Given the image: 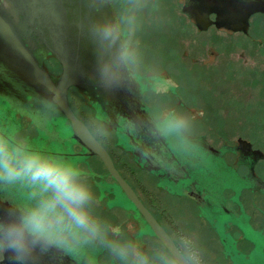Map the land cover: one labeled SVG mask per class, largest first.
Segmentation results:
<instances>
[{
	"label": "flooded vegetation",
	"instance_id": "obj_1",
	"mask_svg": "<svg viewBox=\"0 0 264 264\" xmlns=\"http://www.w3.org/2000/svg\"><path fill=\"white\" fill-rule=\"evenodd\" d=\"M48 1L0 0V14L12 25L37 65L55 83L61 72V65L54 54L56 43L54 33L57 26L47 13L49 10H59V7L58 0ZM59 1L64 14L61 51L76 70L82 73L80 84L67 88V103L74 115L104 148L117 174L171 239L187 263L195 264L189 258V254L192 253L188 235L178 231L176 224L160 207L158 196L160 191L192 202L199 212L203 210L205 213H211L217 218L216 221L220 217L219 222L224 223L223 228L233 227L240 233L241 237H236L237 243L245 241L250 245L248 252L256 250L257 246L245 238L238 224L234 223L235 220L231 218L223 220L221 213L224 212L223 202L230 203L229 200H232L230 204L237 211L241 209L246 224L253 233L258 232L264 239V226L256 224L259 221L246 212L239 198L240 192L246 190L252 195L259 194L264 202V175L256 171V165L260 160H264V152L239 135L235 137L233 143L221 139L218 146H213L205 134L192 135L183 129L182 120L172 108H168L163 117H156L145 99V94L158 93L160 87L167 83L165 80L167 76L158 71L139 70L130 64L125 40L127 31L119 28L118 17L113 11L111 0ZM232 1L233 13L219 15L216 24L212 22L215 14L208 12L205 0H167V7L172 8L174 12L178 10L184 17L185 24L200 32L213 28L245 37L248 30L252 29L253 23H256L255 19H263L264 23V0L256 6L252 2V7L257 10L249 12L245 19L243 11L249 7L245 8L246 4L242 3L246 1ZM249 2L248 0V4ZM259 25L260 23H257L256 30ZM105 26L111 27L115 40H101L100 32ZM246 41L254 51L255 49L260 51L257 54L263 56L264 60V31L261 39L250 37L246 38ZM53 60L59 69L52 68ZM69 88L78 90L85 99L92 110L91 118H87L85 113L74 111L68 94ZM169 89L176 95L171 86ZM13 102L16 106L13 107V115L20 126L12 133L14 138H11ZM54 115L61 114L51 99L44 98L23 85L0 64V140L24 148L22 144L32 140L34 128H39L44 137L42 136L43 144L40 150L36 152L72 163L81 170L79 178L86 179V185L92 194V207H87V210L90 211L88 213L96 229L95 233L69 235L62 246L45 247L38 244L30 246L24 253L5 248L0 250V264H124L125 259L131 263L139 261V256L145 258L153 256L159 251V247L166 251L109 176L101 160L96 155L87 153L73 139L69 122L61 115L69 128L67 134H60V130H56L53 123L47 130L46 121H53ZM96 121L101 123L104 130H109L111 140L95 127ZM50 143H55L58 149H48ZM225 152L234 156L233 165L225 161ZM126 158L134 163L136 169L146 172L153 178L152 191L140 184L135 177L137 172ZM95 160L104 168L103 174L97 171ZM208 161L211 165L207 164ZM241 166L244 169L242 172L239 170ZM229 170L236 171L238 177L234 192L222 187L223 177ZM124 171L136 179V188L127 182ZM105 178L108 182H105ZM111 184L131 205L130 209L126 210L123 206V198L121 203L111 199L113 195L109 187ZM9 186L11 197L0 188V239L7 226L17 220L34 202V189L25 182L16 181L9 183ZM225 192H229L228 196H225ZM251 205L263 225L264 209L256 206L254 201ZM112 211L120 212L122 220L111 213ZM239 212L237 214L240 215ZM197 218L202 220L203 217L197 214ZM144 225L148 232H143ZM211 230L216 234V229ZM215 236L218 238L217 234ZM178 239L186 242L185 247L178 245L179 242L176 241ZM184 248L185 255L182 252ZM260 250H264V247Z\"/></svg>",
	"mask_w": 264,
	"mask_h": 264
},
{
	"label": "rangeland",
	"instance_id": "obj_2",
	"mask_svg": "<svg viewBox=\"0 0 264 264\" xmlns=\"http://www.w3.org/2000/svg\"><path fill=\"white\" fill-rule=\"evenodd\" d=\"M111 3L118 17L119 28L127 31L125 40L130 64L139 70L158 71L167 76L165 77L167 83L160 87L158 93L145 94V99L156 117H163L167 109L172 108L182 120L183 129L192 135L205 134L208 142L213 146H218L221 139L233 143L235 137L239 135L264 152V60L263 56L257 54L260 51L257 49L254 51L246 41V38L250 37L255 39L263 37V19H255L256 23H253L252 29H249L244 37L213 28L197 31L189 24H185L184 17L178 10L174 12L172 8L167 7V0L154 2L153 0H111ZM257 23H260L258 30H256ZM53 63L52 68L59 69L54 60ZM169 86L176 91V95L170 91ZM68 94L74 111L85 113L87 118H91L92 110L79 91L69 88ZM13 107L16 108L14 102L13 105L11 104V138H14L12 133L20 126L13 115ZM52 119L53 121H46L47 130L53 123L55 129L60 130V134L69 132L66 121L61 115H54ZM95 127L99 128L101 133L108 135L111 140V133L108 129L104 130L101 123L96 121ZM34 130L32 140H27L22 145L26 150L36 152L43 144L44 134L39 128L35 127ZM47 148L58 149L55 143H50ZM224 159L229 164H234V156L231 153L225 152ZM126 160L137 172L135 177L140 184L152 191L153 178L146 172L136 169L131 160L127 158ZM207 164L211 165L209 161ZM95 166L97 171L103 174L104 168L96 160ZM239 170L242 172L244 169L241 166ZM256 171L264 175V160H260L256 165ZM124 172L127 182L136 188V179ZM237 178L236 171L229 170L223 177L222 187L234 192ZM79 179L86 184L85 178ZM105 179V182H108L107 178ZM0 183L1 190L11 197L9 183L2 180ZM109 187L113 191L111 199L121 203L124 198L120 191V194L117 193L113 184ZM228 194L229 192H225V196ZM158 196L160 207L163 208L166 216L176 224L178 231L188 235L192 253L189 254L191 262L264 264V250H260L264 247V239L258 235V232L254 234L246 224L241 209H238L240 215L237 214L238 211L230 204L232 200H229L230 203L223 202L224 212L222 211L221 216L224 217L223 220L230 218L235 220L234 223L238 224L245 238L257 246L254 251L248 252L250 245L245 241L237 243L236 237L240 238V233L233 227L223 228L224 223L219 222L220 217L216 221L217 218L211 213H205L203 210L199 212L195 204L184 198L170 196L161 191ZM239 198L246 212L259 221L256 224L264 226L251 205L254 201L255 205L263 210V198L257 193L252 195L246 190L240 192ZM89 206L91 199L86 209ZM123 206L126 210L131 208L125 199ZM111 213L122 220L120 212ZM197 214L203 217L202 220L197 218ZM166 226L169 227L168 224ZM211 228L216 229L218 238ZM142 230L148 232L145 225ZM256 235L259 237L257 238ZM176 241L179 242V246L185 247L184 240ZM182 252L185 255L186 249L184 248ZM155 254L148 258L139 256V261L131 263L130 260L125 259L124 264H174L172 258L161 247Z\"/></svg>",
	"mask_w": 264,
	"mask_h": 264
},
{
	"label": "clouds",
	"instance_id": "obj_3",
	"mask_svg": "<svg viewBox=\"0 0 264 264\" xmlns=\"http://www.w3.org/2000/svg\"><path fill=\"white\" fill-rule=\"evenodd\" d=\"M101 40H115L111 27ZM81 170L72 163L28 151L0 140V180L25 182L34 189V202L10 223L0 239V250L26 252L30 246H62L69 235L95 233L86 205L90 188L80 181Z\"/></svg>",
	"mask_w": 264,
	"mask_h": 264
},
{
	"label": "water",
	"instance_id": "obj_4",
	"mask_svg": "<svg viewBox=\"0 0 264 264\" xmlns=\"http://www.w3.org/2000/svg\"><path fill=\"white\" fill-rule=\"evenodd\" d=\"M245 1L246 2H243L242 5L246 4L245 8L246 6L249 8H247L246 11H243L244 19L249 12L257 10V8L252 7V2L255 6L256 4L260 5V3H262L260 2L261 0H249V4L248 0ZM205 4L208 7V12H213L215 14V19L212 21L214 24H216L219 15H229L233 13L231 11V6L233 4L232 0H205ZM57 5L59 10H49L47 13L50 20L57 26V31L54 33L56 36L54 54L61 65V72L56 82L53 83L49 75L37 65L33 56L20 41L12 25H10L1 14L0 64L23 85L31 88L38 95L52 100L60 114L69 122L73 139L83 147L87 153L94 154L101 160L109 176L118 185L127 201L133 205L139 215L143 218L153 236L167 251L173 262L175 264H188L171 239L142 206L130 187L117 174V171L104 148L93 138L81 120H79L71 111L66 99V90L69 86L77 87L80 84L82 73L76 70L75 66L69 62L65 54L61 51L64 14L59 0L57 1Z\"/></svg>",
	"mask_w": 264,
	"mask_h": 264
}]
</instances>
